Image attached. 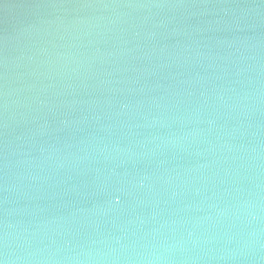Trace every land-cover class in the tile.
I'll use <instances>...</instances> for the list:
<instances>
[{
    "label": "water",
    "instance_id": "water-1",
    "mask_svg": "<svg viewBox=\"0 0 264 264\" xmlns=\"http://www.w3.org/2000/svg\"><path fill=\"white\" fill-rule=\"evenodd\" d=\"M0 264H264V0H0Z\"/></svg>",
    "mask_w": 264,
    "mask_h": 264
}]
</instances>
